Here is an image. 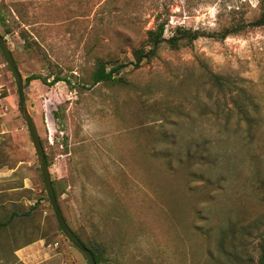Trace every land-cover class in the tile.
Returning <instances> with one entry per match:
<instances>
[{"label":"rangeland","instance_id":"374dc122","mask_svg":"<svg viewBox=\"0 0 264 264\" xmlns=\"http://www.w3.org/2000/svg\"><path fill=\"white\" fill-rule=\"evenodd\" d=\"M259 6L0 0V34L22 76L62 215L72 230L105 246L109 264L256 262L264 241V26L222 40L202 36L178 49L163 44L151 61L127 64L122 85L92 84L89 76L96 57L126 46L118 31L135 44L165 7L169 36L176 25L207 32L251 20ZM21 30L35 52L25 50ZM57 73L70 85L50 83ZM32 74L47 80L26 83ZM24 185L16 195L27 212L17 233L11 221L1 228L0 264L9 263L11 246L32 239L46 248L36 264H87L57 225L0 52V222L12 199L6 189ZM229 228L222 251L217 242Z\"/></svg>","mask_w":264,"mask_h":264},{"label":"trees","instance_id":"16d2710c","mask_svg":"<svg viewBox=\"0 0 264 264\" xmlns=\"http://www.w3.org/2000/svg\"><path fill=\"white\" fill-rule=\"evenodd\" d=\"M164 12H158L154 15L153 24L151 27L145 29L144 36L135 44H130V36L126 33L119 32L120 39L126 44L125 47H121L117 53L106 52L103 56H98L94 60V68L90 72V82L96 84L99 82L122 85L126 81L121 75V71L127 64H131L134 68L141 66L145 62L151 61L158 55L159 48L164 44L170 49H178L182 45L191 44L194 40L202 36L213 37L215 39L222 40L232 34H237L249 27L264 26V0H260L259 13L257 17L251 20L241 19L237 21H231L228 25H223L221 28L213 31H205L200 29L187 28L183 25H176L173 27L171 34L165 36L166 26L169 24V9L165 7ZM8 31V30H7ZM6 32V31H5ZM19 31L20 37L24 40V48L28 52H35L36 43L27 41V35ZM12 53V52H11ZM130 54L132 60L126 63L123 60V55ZM42 75L32 74L26 77V83L32 79L39 78L46 82V77ZM210 80L219 87L225 85V80L220 75L214 73H208ZM60 80H64L70 85V81L67 77L57 73L54 75L50 83H54ZM46 157V155H45ZM47 161V160H46ZM53 184V183H52ZM5 221L0 222L1 228L6 226ZM77 238L86 246L94 256L96 264H109V260L106 256L105 246L96 241L93 237L83 235L79 231H74ZM228 232H233L232 228L224 230L218 239V246L222 251H225V241ZM83 233V232H82ZM254 264H264V241H261L258 246V255Z\"/></svg>","mask_w":264,"mask_h":264},{"label":"water","instance_id":"95a60500","mask_svg":"<svg viewBox=\"0 0 264 264\" xmlns=\"http://www.w3.org/2000/svg\"><path fill=\"white\" fill-rule=\"evenodd\" d=\"M0 52L4 58L6 65L11 71L14 81H15V85L17 88L20 115L26 123L27 129H28V132H29L32 144H33V148L37 156L39 171L42 177L45 192L47 194V198L49 200V203L55 215L57 225L59 229L61 230V232L64 234V236L69 240V242L73 244L84 255L87 264H96L94 256L91 253V251L86 246H84V244L77 238V236L74 234L73 230L66 223L62 215L58 201L56 199L52 180L50 178V173H49L48 164H47L46 157H45L44 148L42 146L40 137L38 135L33 117L29 113L27 105H26L22 76L18 70V67L11 53V50L7 46V43L1 34H0Z\"/></svg>","mask_w":264,"mask_h":264},{"label":"crops","instance_id":"0c3cea01","mask_svg":"<svg viewBox=\"0 0 264 264\" xmlns=\"http://www.w3.org/2000/svg\"><path fill=\"white\" fill-rule=\"evenodd\" d=\"M10 172L6 173L9 174ZM24 186H14L11 188H7L6 191L12 195V199L10 198L8 205L5 208L6 212V220H4L7 224L5 227H8V224L11 221L9 226L10 231L13 233H17L18 230V219L22 218V215H25L27 211H22L20 208H24L26 206L27 201L22 200L20 195H16V191L21 190ZM5 190H0V192ZM11 243V241H10ZM15 245V244H14ZM37 248V250H36ZM10 257L8 264H36V259L41 256V253H46V248L43 246L40 240L32 239L26 242H20L16 244V246L10 247ZM37 251V253H36Z\"/></svg>","mask_w":264,"mask_h":264}]
</instances>
